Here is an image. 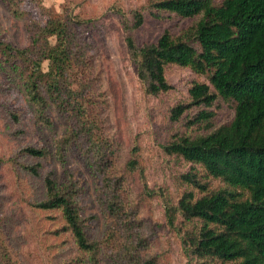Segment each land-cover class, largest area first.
Returning <instances> with one entry per match:
<instances>
[{
  "label": "trees",
  "instance_id": "obj_1",
  "mask_svg": "<svg viewBox=\"0 0 264 264\" xmlns=\"http://www.w3.org/2000/svg\"><path fill=\"white\" fill-rule=\"evenodd\" d=\"M0 1L28 32L24 47L0 39V74L18 90L44 137L6 159L40 180L41 194L30 206L57 213L53 233L68 234L74 248L69 264H155L118 165L119 144L104 130L105 100L88 47L74 29L83 20L41 6L43 24L26 25L19 0ZM145 12L194 19L176 33L163 29L137 44L130 30L141 26ZM130 21L123 24L124 43L144 93L172 89L167 65L204 78L190 80L185 98L167 109L169 121L185 128L161 146L199 168L180 174L190 189L164 207L171 228L176 215L198 222L180 234L183 255L189 264H264V0H145ZM217 100L232 110L219 125L211 109ZM7 115L18 122L17 110ZM43 162L51 166L41 173ZM135 165L134 158L124 164L128 170ZM86 194L93 212L82 204ZM94 219L102 232L92 236ZM7 221L0 213V264H20L4 231Z\"/></svg>",
  "mask_w": 264,
  "mask_h": 264
},
{
  "label": "rangeland",
  "instance_id": "obj_2",
  "mask_svg": "<svg viewBox=\"0 0 264 264\" xmlns=\"http://www.w3.org/2000/svg\"><path fill=\"white\" fill-rule=\"evenodd\" d=\"M144 2L19 0L17 5L24 13L26 25L43 24L41 6L59 13L71 11L77 19L83 20L74 29L88 47V55L98 77L97 87L105 100L100 106L104 130L119 144L118 165L125 174L131 200L135 203L141 222L140 231L149 242L155 264H189L182 253L180 234L198 222H184L176 215L174 228H171L166 222L164 207L173 205L180 193L190 189L180 174L191 170V167L196 171L199 168L173 154H166L161 146L172 133L183 132L185 128L179 120L169 121L167 109L177 99L185 98L190 80L204 78L196 76L188 68L167 65L165 77L172 89L158 96L143 92L125 47L127 30L123 24H130L132 11ZM143 15L141 26L130 30L137 44L153 41L163 29L176 33L194 19L179 18L171 13H163L159 19L146 12ZM0 39L19 47L28 43V32L1 1ZM41 66L45 69L46 62L43 61ZM9 83L0 74V158L5 160L14 155L19 146L40 145L44 141L31 124V114L22 96ZM10 108L19 112L16 123L11 122L7 115ZM211 109L215 125L232 118L231 107L221 100L215 101ZM129 158L136 161L132 170L124 166ZM50 166L43 162L41 173ZM214 183L212 181L211 185ZM40 190L38 178L7 160L0 164V213L8 219L4 231L9 238L11 252L16 254L14 256L20 264H69L74 248L68 234L53 233L60 224L57 213L30 206V200L39 197ZM91 198V194H86L82 199L85 211L93 212L89 205ZM88 232L92 236L101 233L100 220H92ZM104 264L110 263L105 261Z\"/></svg>",
  "mask_w": 264,
  "mask_h": 264
}]
</instances>
